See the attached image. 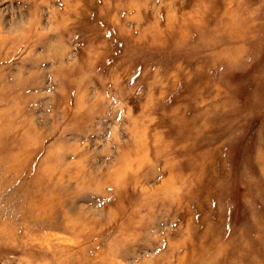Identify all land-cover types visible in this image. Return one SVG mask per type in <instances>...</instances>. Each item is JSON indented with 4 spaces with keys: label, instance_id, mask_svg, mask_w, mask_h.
I'll use <instances>...</instances> for the list:
<instances>
[{
    "label": "rangeland",
    "instance_id": "rangeland-1",
    "mask_svg": "<svg viewBox=\"0 0 264 264\" xmlns=\"http://www.w3.org/2000/svg\"><path fill=\"white\" fill-rule=\"evenodd\" d=\"M0 264H264V0H0Z\"/></svg>",
    "mask_w": 264,
    "mask_h": 264
}]
</instances>
